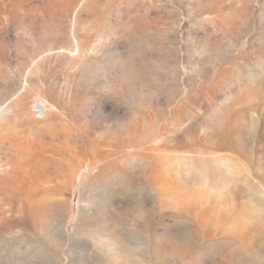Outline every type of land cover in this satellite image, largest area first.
<instances>
[{
	"label": "rangeland",
	"instance_id": "374dc122",
	"mask_svg": "<svg viewBox=\"0 0 264 264\" xmlns=\"http://www.w3.org/2000/svg\"><path fill=\"white\" fill-rule=\"evenodd\" d=\"M0 264H264V0H0Z\"/></svg>",
	"mask_w": 264,
	"mask_h": 264
}]
</instances>
